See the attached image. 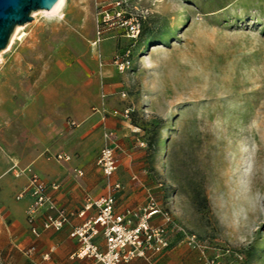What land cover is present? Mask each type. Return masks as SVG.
<instances>
[{
    "label": "rangeland",
    "instance_id": "rangeland-1",
    "mask_svg": "<svg viewBox=\"0 0 264 264\" xmlns=\"http://www.w3.org/2000/svg\"><path fill=\"white\" fill-rule=\"evenodd\" d=\"M32 16L0 51V96L49 123L26 135L16 116L2 141L75 142V113L128 109V153L198 238L172 229L155 264H264V0H65Z\"/></svg>",
    "mask_w": 264,
    "mask_h": 264
},
{
    "label": "crops",
    "instance_id": "crops-1",
    "mask_svg": "<svg viewBox=\"0 0 264 264\" xmlns=\"http://www.w3.org/2000/svg\"><path fill=\"white\" fill-rule=\"evenodd\" d=\"M92 111L75 113L72 123L79 126L72 132L75 142H47L40 137L31 142L32 139L28 137L22 141L20 151L12 142L2 141L7 138L5 132L10 128L12 118L17 116L25 125L26 135L29 129L36 131L43 123H49V120L43 119L34 101H26L18 107L13 94L0 96V162L4 164L1 168L3 173L0 174V249L4 258L9 259L15 255L20 261L24 259L25 264H101L93 258L77 257L80 243L71 236L75 228L85 224L97 213V209L93 207L84 216L79 215L87 200L113 193L118 211L132 210L145 204L149 193L155 195L156 187H164V183L154 182L152 173L141 168L138 160L128 153L129 142H125L123 133L117 129V117L125 116L117 109L106 110L104 106H94ZM106 129L114 133L119 145V166L109 179L96 163L104 145L103 133ZM58 153H73L76 157L73 159L74 155L70 154V161H58L53 157ZM13 163H22L20 173L9 172ZM77 170H82L83 174H79ZM31 172L37 173L49 183L59 184L58 190L50 188L49 193L58 206L73 214L61 229L44 228L46 212L43 210L35 221L40 234L32 233L27 220V208L33 198L29 192L18 198L26 187ZM117 182L122 187L111 190V185ZM153 222H161L160 217L156 216ZM93 241L101 250H105L106 242L102 234ZM162 254L155 256L152 261L135 258L127 264H155L154 260Z\"/></svg>",
    "mask_w": 264,
    "mask_h": 264
},
{
    "label": "built area",
    "instance_id": "built-area-1",
    "mask_svg": "<svg viewBox=\"0 0 264 264\" xmlns=\"http://www.w3.org/2000/svg\"><path fill=\"white\" fill-rule=\"evenodd\" d=\"M117 4L119 5L120 2ZM132 28L133 33L138 29L137 25L132 26ZM98 34H101L100 30ZM128 63L129 61L120 54L115 55V64L119 70H125ZM115 113L118 112L115 111ZM128 114L129 110L126 109L123 115L127 117ZM103 139L104 145L99 152L96 163L105 177L109 179L115 174L119 166L117 158L119 145L114 133L108 129L104 131ZM53 157L58 161H70L72 159V156L66 153H58ZM77 171L79 174H83L82 170ZM121 187L119 182L113 183L111 190ZM50 188L58 190L59 184L49 183L37 173L31 172L26 187L18 195V198H21L26 192H29L33 198L27 208V220L31 225L32 233L35 235L40 234L35 226V221L38 214L43 210L46 212L43 224L46 229H61L73 215L56 204L54 197L49 193ZM93 207L97 209L96 215L82 226L75 228L71 233V236L77 238L80 243L76 252L77 257L93 258L101 264H127L135 258L152 261L155 256L171 248L173 244L172 229L179 231L189 245L193 247L199 245L196 234L187 232L181 224L177 223L171 212L161 206L153 193L148 194L145 204L126 211H118L113 193L98 199L89 198L79 215L84 216L86 211ZM156 216L160 217L161 222H153ZM100 234L105 238V250H101L93 241Z\"/></svg>",
    "mask_w": 264,
    "mask_h": 264
},
{
    "label": "water",
    "instance_id": "water-1",
    "mask_svg": "<svg viewBox=\"0 0 264 264\" xmlns=\"http://www.w3.org/2000/svg\"><path fill=\"white\" fill-rule=\"evenodd\" d=\"M58 0H0V51L4 50L18 25L33 19L37 10H52Z\"/></svg>",
    "mask_w": 264,
    "mask_h": 264
},
{
    "label": "bare ground",
    "instance_id": "bare-ground-1",
    "mask_svg": "<svg viewBox=\"0 0 264 264\" xmlns=\"http://www.w3.org/2000/svg\"><path fill=\"white\" fill-rule=\"evenodd\" d=\"M64 3H65V0H58L57 1V3L55 4V6L52 8V10H44V12H47V13H57V12H59L62 8H63V6H64ZM19 26V25H18ZM16 27V32H15V35H14V37L17 35V33H18V31H19V28L20 27ZM14 34V33H13ZM13 36V35H12ZM14 37L12 38V39H10V41H11V43L14 41Z\"/></svg>",
    "mask_w": 264,
    "mask_h": 264
}]
</instances>
